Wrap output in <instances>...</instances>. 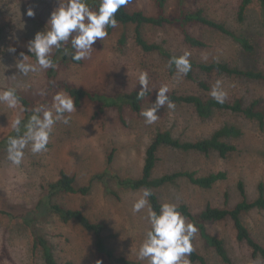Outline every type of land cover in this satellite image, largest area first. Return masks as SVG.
<instances>
[{"label":"rangeland","instance_id":"rangeland-1","mask_svg":"<svg viewBox=\"0 0 264 264\" xmlns=\"http://www.w3.org/2000/svg\"><path fill=\"white\" fill-rule=\"evenodd\" d=\"M155 2L137 0L129 10L154 15ZM241 2L167 0L166 13L174 18L183 8L191 12L202 10L205 16L223 23L234 34L248 38L254 46L250 53L229 36L200 24H190L187 30L207 43L205 48L188 45L177 26H145L143 33L149 42L161 44L173 54L180 56L185 51L190 52V60L198 63L225 62L240 69L264 72L261 6L255 0L248 7L244 21L240 22L237 14ZM56 7L58 0H0V89L16 88L17 92L30 99L43 92L46 71L24 77L17 75L15 63L20 52L30 56L27 50L29 41L34 39L37 32L45 29ZM29 8L35 11L34 17L27 15ZM123 34L128 38L124 46L119 43ZM134 37V26L119 25L103 40L102 50L94 49L83 65H72L61 73L60 79L117 95L131 92L139 82L140 72L146 71L153 89L167 84L170 92L197 95L203 99L212 98L209 93L216 81L221 80L228 93L225 101L242 99L246 107L259 99V109L264 110V83L201 71H194L193 80L189 79L172 70L169 62L157 52H143L136 45ZM10 47H15L17 52L10 53ZM29 60L35 62L31 57ZM14 75L15 78H11ZM200 81L207 83L210 90L201 89L198 86ZM151 106L152 103L146 102L142 110ZM76 108L77 112L71 114L68 125L57 122L48 150L33 155L30 148L26 149L19 168L7 161L5 149L0 150V195L3 202L19 204L28 209L32 224L49 241L60 264H96L98 260H102L103 264L109 263L97 253L93 233L84 230L75 221L63 222L58 215L40 205L44 187L55 182L62 171L75 178L77 188L86 186L92 176L106 170L111 155L112 172L125 178L139 179L146 151L158 132L170 131L176 139L195 142L210 137L225 125L236 126L243 131L238 139H226L238 147V152L226 159L216 152L203 155L162 147L154 177L180 171L196 172L198 176L226 171L228 179L208 190L192 185L185 178L178 179L156 190L161 203H176L178 207L186 205L194 216L200 215L208 206L232 210L243 201L238 188L240 181L245 185L248 201L253 202L260 196L259 185L264 184V129L256 121L226 111H217L209 119H202L192 106L184 104L176 105L174 110H169L165 105L157 113L160 119L152 125L145 123L141 112L135 113L128 108L122 111L125 122H122L117 109L100 112L99 107L89 101ZM17 114L19 109H8L0 104V140L12 131L10 125ZM113 192L117 193L118 198ZM139 195V190H123L114 180L106 179L105 183H94L88 196L60 194L53 201L70 209H79L92 222L102 224L105 241L116 255L147 264L137 259L140 244L149 227L144 219L146 210L135 214L132 212ZM242 220L253 237L264 246V211L245 212ZM206 231L225 241L232 264H251L257 258L245 243L238 242L230 218L219 223H208ZM3 248L16 264H44L42 251L35 246L30 226L22 220H11L0 215V256ZM194 248L207 264H226L212 248L204 244L199 231L194 239ZM0 264L10 263L2 260Z\"/></svg>","mask_w":264,"mask_h":264},{"label":"trees","instance_id":"trees-1","mask_svg":"<svg viewBox=\"0 0 264 264\" xmlns=\"http://www.w3.org/2000/svg\"><path fill=\"white\" fill-rule=\"evenodd\" d=\"M137 0H130V3L121 8L117 13V19L119 25L135 27V43L136 45L146 53L157 52L168 62L173 56H178L167 50L161 44L149 42L143 33L145 26L163 28L166 26H177L184 36L185 42L191 47L205 48L207 43L194 37L187 27L190 24H200L209 29L218 31L226 36L232 38L237 42L246 52H252L254 50L253 44L250 40L243 36H238L229 30L223 23H219L204 15L202 10L195 12L181 9L179 14L171 18L166 13L167 0H156V12L154 15H147L143 11H130L129 7L133 5ZM255 0H242L238 10V20L243 22L248 7ZM261 6L262 21L264 24V0H256ZM89 5L95 10L98 7L99 0H88ZM116 29V28H115ZM115 29L109 28L108 33L111 34ZM128 41L127 35L123 34L119 40V43L124 46ZM71 47L70 45L68 46ZM104 47L103 40L97 41L94 45L95 50H102ZM74 51V50H72ZM31 55V53H30ZM35 60L34 56H31ZM53 59L57 61L58 67L46 70L45 74V88L43 92H40L35 98H27L23 94L18 93L21 97V104L25 109H31L38 104H47L49 107L52 105V97L58 92H68L76 101V107H80L83 102L89 101L99 107L100 112H104L106 109H117L121 113V120L124 121L122 111L126 108L135 113L142 111L146 102L153 103L156 99V93L158 89L151 88L149 84V91L143 100L137 98V94L140 91L139 82L134 89L129 93H121L117 95L106 94L102 90L87 89L83 86H78L76 83L61 80V73L67 71L72 65H83L84 60L74 62L71 56H64L62 50L54 51ZM192 68L186 75L189 79L193 80L194 71H201L207 74L217 73L227 75L229 77L245 78L257 82L264 83V72L257 70H244L238 67H233L229 63L225 62H212V63H198L190 60ZM172 70H176L173 65ZM198 86L209 91L210 87L207 83L200 81ZM44 93L45 95H41ZM175 105L184 104L192 106L198 116L202 119H209L217 111L232 112L240 114L245 118L256 121L261 129H264V110L259 109L260 100H254L249 106H244L242 99H236L232 102L225 101L223 104L217 103L213 98L203 99L197 95H184L177 92H168L167 94ZM23 119L27 120L30 112L23 113ZM16 133L12 130L4 139L0 140V150L5 149L6 140L9 136H14ZM243 135V131L236 126L225 125L221 129L215 131L210 137L200 139L195 142H183L173 137L170 131L158 132L146 151L145 162L142 170V176L139 179L125 178L119 174L112 172L110 166L113 162L112 155L108 159L107 168L105 171L98 173L91 177L89 183L86 186L77 188L75 186V178L70 176L65 171L60 173L59 178L50 183L47 187H44V192L40 200V205L46 207L48 210L58 215L59 218L68 223L70 221L77 222L84 230L93 233L95 236V246L97 253L101 255L109 264H142L140 261L131 260L127 257L118 256L107 245L103 236L104 226L100 223L92 222L86 214L79 209H70L63 205L54 203V198L60 194H80L88 196L91 193L93 184L96 182L105 183L106 179H112L116 182V185L123 190L138 191L143 188H150L153 191V195L150 197L151 204L156 211H159V205L161 204L156 190L162 188L166 184L175 183L178 179L185 178L192 185L201 189H212L215 184L228 179V173L226 171L211 172L204 176H198L196 172L180 171L170 174H165L160 177H154V171L158 162V153L162 147H169L182 152H196L203 155H209L211 152H216L218 155L226 159L229 155L238 152L236 145L230 144L226 141L228 138L238 139ZM243 201L239 203L232 210L229 209H215L210 206L206 208L200 215L194 216L188 206L181 205L179 211H181L191 222L195 223L199 228L201 238L204 244L212 248L221 260L226 264H232L231 258L225 247V241L215 235H211L206 231V225L208 223H219L230 218L233 221L238 242L245 243L252 251L255 257H261L264 260V246L259 243L251 234L249 228L242 220V214L252 210L264 211V184L259 185L260 196L257 200L250 202L247 199L245 185L242 181L238 183ZM115 196L118 195L113 192ZM0 215L9 217L11 220H22L28 226H30L31 233L35 239V246L39 247L43 254L44 264H60L54 256L52 246L44 235L32 224V220L29 218L28 209L19 204H9L2 200L0 195ZM194 246V240H193ZM191 262H199L200 264H207L206 259L197 252L194 251L189 257ZM6 260L10 264H16L8 254L7 250L3 248L0 261ZM64 264H73L72 262H66Z\"/></svg>","mask_w":264,"mask_h":264},{"label":"clouds","instance_id":"clouds-1","mask_svg":"<svg viewBox=\"0 0 264 264\" xmlns=\"http://www.w3.org/2000/svg\"><path fill=\"white\" fill-rule=\"evenodd\" d=\"M128 3L130 0H99L94 10L88 0H58V7L51 12L45 29L37 32L27 45L31 55L19 53L15 63L17 75L28 77L48 69L55 70L58 64L53 59L54 51L62 50L63 55L71 56L74 62L90 58L96 42L108 37L109 28L119 26L117 13ZM35 14L33 9H28L29 17ZM8 51L15 54L17 49L10 47ZM31 56L35 57V62H30ZM190 56L188 51L173 56L169 67L174 65L178 75L186 76L192 68ZM138 79L140 91L137 98L143 100L149 91L148 73L141 71ZM222 85L223 81L217 80L209 93L219 104H223L228 96ZM169 91L167 84L161 86L152 106L141 111L140 115L146 124L156 123L160 119L157 113L165 105L169 110L175 109V103L167 95ZM0 104L8 109H19V114L10 125L16 135L7 138L5 147L7 161L17 168L23 164L26 149L30 148L33 155L47 151L57 122L68 125L71 114L77 112L76 101L66 91L52 97L51 108L47 104H38L34 108L25 109L16 88L0 89ZM24 112L31 113L26 122L23 119ZM139 191L132 212L135 214L146 210L144 219L149 227L140 244L137 259L147 264H191L189 257L194 251L193 240L199 231L196 224L179 211L176 203H161L159 211H156L150 201L152 189L143 188ZM96 264H103V261L98 260ZM251 264H264V260L257 257Z\"/></svg>","mask_w":264,"mask_h":264}]
</instances>
